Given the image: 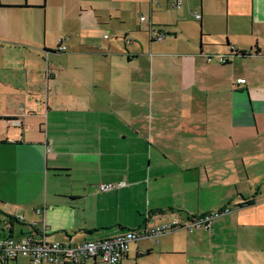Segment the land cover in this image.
<instances>
[{
    "label": "crops",
    "instance_id": "1",
    "mask_svg": "<svg viewBox=\"0 0 264 264\" xmlns=\"http://www.w3.org/2000/svg\"><path fill=\"white\" fill-rule=\"evenodd\" d=\"M147 3L129 36L125 0H0V239L79 244L228 208L121 264H264V0ZM49 5L75 35L57 48ZM106 29L123 45L97 44Z\"/></svg>",
    "mask_w": 264,
    "mask_h": 264
},
{
    "label": "built area",
    "instance_id": "2",
    "mask_svg": "<svg viewBox=\"0 0 264 264\" xmlns=\"http://www.w3.org/2000/svg\"><path fill=\"white\" fill-rule=\"evenodd\" d=\"M174 5L180 8L182 0H174ZM196 18L200 19L201 15L196 14ZM142 20H145V17H142ZM164 38L165 33L161 32L156 40L161 41ZM65 49L64 45H60V50ZM233 56V54L230 56L222 54L219 60L221 63H226ZM120 185L101 183L99 188L101 191H109ZM228 211L229 209L225 208L220 212L192 218L185 223L172 219L170 222L155 227L147 225L141 229L126 231L114 237L90 240L79 244L48 242L37 240L34 237L20 240L7 237L0 239V263L12 264L18 257L22 256L28 258L33 264H88L90 260L97 258H100L105 264H121L123 258L130 251L131 244L140 238L159 237L184 228L189 230L196 227L209 228L214 216Z\"/></svg>",
    "mask_w": 264,
    "mask_h": 264
},
{
    "label": "rangeland",
    "instance_id": "3",
    "mask_svg": "<svg viewBox=\"0 0 264 264\" xmlns=\"http://www.w3.org/2000/svg\"><path fill=\"white\" fill-rule=\"evenodd\" d=\"M42 1H43V4L46 5L48 0H42ZM125 1L127 2L125 11L127 15L129 16V20L127 21L126 25H124L123 29L120 28L121 32H123L124 34L127 31L129 36H133L134 34H138V32H140L144 36L145 35L144 31H147L144 29L148 26L147 23L150 21L149 20L150 14L147 9L149 4L148 3L144 4V0H125ZM158 10H159V14L166 11L164 9H158ZM141 16L147 17L148 20L146 22L141 21ZM48 18H49L48 19L49 29L51 31L50 37H49V44H53V46L57 48L59 45L60 39H62L63 37L65 36L67 38L68 37L70 38V36L75 37V35L69 31L70 30V28L68 27L69 25L63 24V21L60 19L61 10H58L49 5ZM158 19L167 20L164 16H159ZM131 31H138V32L135 33ZM104 34H108L110 39H112L116 43V45L118 44L123 45L122 42L120 40H117L116 38L117 31L112 30V29H106L101 33H95L94 36H95V41L97 42V44L104 46L109 43L110 39H105ZM121 48L124 49L123 46ZM155 52L156 51L154 50L153 53ZM61 57H63V55H57L56 59L55 58H50V59L51 61L55 60V62L56 61L62 62L64 59Z\"/></svg>",
    "mask_w": 264,
    "mask_h": 264
},
{
    "label": "trees",
    "instance_id": "4",
    "mask_svg": "<svg viewBox=\"0 0 264 264\" xmlns=\"http://www.w3.org/2000/svg\"><path fill=\"white\" fill-rule=\"evenodd\" d=\"M232 54H233L234 56H237V55H238V53L235 52V51H233ZM240 54H241V55H244L245 53H244V52H241ZM250 203H252L250 200H244V201H243V204H242L241 206H243V205H248V204H250Z\"/></svg>",
    "mask_w": 264,
    "mask_h": 264
}]
</instances>
